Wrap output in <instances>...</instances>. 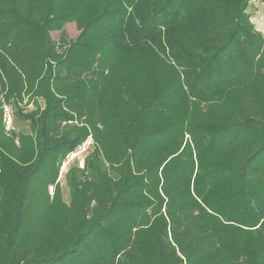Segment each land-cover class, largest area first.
<instances>
[{"label": "trees", "instance_id": "obj_1", "mask_svg": "<svg viewBox=\"0 0 264 264\" xmlns=\"http://www.w3.org/2000/svg\"><path fill=\"white\" fill-rule=\"evenodd\" d=\"M249 7L0 0V264H264ZM67 25L76 36L54 41ZM4 105L29 134L5 129ZM88 139L67 203L61 166Z\"/></svg>", "mask_w": 264, "mask_h": 264}, {"label": "rangeland", "instance_id": "obj_2", "mask_svg": "<svg viewBox=\"0 0 264 264\" xmlns=\"http://www.w3.org/2000/svg\"><path fill=\"white\" fill-rule=\"evenodd\" d=\"M249 13L252 15V23L255 27L261 29L264 26V0H250V7H249ZM77 32L75 30L74 25H67L63 32L60 33H53L51 34V37L54 41H60V44L67 43L68 41L72 40L76 36ZM40 104L43 105V103L40 101ZM32 107H29L28 110H31ZM13 112H15V109H13ZM13 126L15 131L23 134H29V127L28 124L24 121H22L20 118L15 117L13 119ZM91 151V146L87 149L85 154L80 155L78 158L73 159L68 164H65L63 166V169L60 170L61 174L59 176V185L61 186V190L63 193V199L65 202L68 203L69 201V190L66 186L64 174L66 173L67 169L74 166H81L82 160Z\"/></svg>", "mask_w": 264, "mask_h": 264}, {"label": "built area", "instance_id": "obj_3", "mask_svg": "<svg viewBox=\"0 0 264 264\" xmlns=\"http://www.w3.org/2000/svg\"><path fill=\"white\" fill-rule=\"evenodd\" d=\"M1 117H2V122H3L4 126H5V129L7 131H9L11 129L14 130V126H13V111H12V108L10 106L4 105L2 107V116ZM91 144H92L91 140L88 139L80 147H78L75 152L71 153V155L69 154L65 158V160L63 161L62 166H61V170L63 169V166L65 164H68L73 159L78 158L80 155L85 154V152L91 146ZM82 164H83V160H82ZM80 167H82V165ZM60 174H61V171H60Z\"/></svg>", "mask_w": 264, "mask_h": 264}, {"label": "crops", "instance_id": "obj_4", "mask_svg": "<svg viewBox=\"0 0 264 264\" xmlns=\"http://www.w3.org/2000/svg\"><path fill=\"white\" fill-rule=\"evenodd\" d=\"M258 31H261V32H263L264 31V26H263V28H261V29H259V28H257V27H255ZM63 194V193H62Z\"/></svg>", "mask_w": 264, "mask_h": 264}]
</instances>
